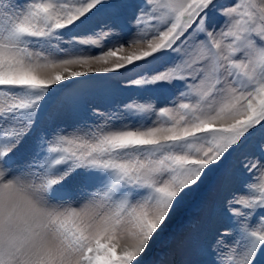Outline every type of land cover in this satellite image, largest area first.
Segmentation results:
<instances>
[{
	"label": "snow or ice",
	"instance_id": "1",
	"mask_svg": "<svg viewBox=\"0 0 264 264\" xmlns=\"http://www.w3.org/2000/svg\"><path fill=\"white\" fill-rule=\"evenodd\" d=\"M18 189L0 264H142L201 190L179 264H264V0H0Z\"/></svg>",
	"mask_w": 264,
	"mask_h": 264
},
{
	"label": "rangeland",
	"instance_id": "2",
	"mask_svg": "<svg viewBox=\"0 0 264 264\" xmlns=\"http://www.w3.org/2000/svg\"><path fill=\"white\" fill-rule=\"evenodd\" d=\"M227 2V0H225ZM71 123V121H68ZM27 159V153L23 150L18 155L16 162L22 164ZM203 196V190L190 195L184 204L177 207L172 216L175 218L171 225L165 226L154 238L147 252L144 254L142 264H179L182 259L187 257L178 248V240L188 230L190 220L198 211V205ZM171 216V217H172ZM176 216V217H175ZM172 253L171 263L168 260V253Z\"/></svg>",
	"mask_w": 264,
	"mask_h": 264
},
{
	"label": "clouds",
	"instance_id": "3",
	"mask_svg": "<svg viewBox=\"0 0 264 264\" xmlns=\"http://www.w3.org/2000/svg\"><path fill=\"white\" fill-rule=\"evenodd\" d=\"M6 183V182H5ZM30 195L24 190H16L14 192H9L6 190H0V209L11 208L12 206H18L23 209L31 204ZM38 245H43L47 247H55L57 241L54 236L48 234L43 236L38 240Z\"/></svg>",
	"mask_w": 264,
	"mask_h": 264
},
{
	"label": "bare ground",
	"instance_id": "4",
	"mask_svg": "<svg viewBox=\"0 0 264 264\" xmlns=\"http://www.w3.org/2000/svg\"><path fill=\"white\" fill-rule=\"evenodd\" d=\"M176 217V216H175ZM174 220H175V218L172 216L169 220H168V222L165 224V226H168V225H171L173 222H174ZM152 243V242H151ZM172 251L170 252V254L168 253V260L166 259V261L165 262H169V263H171V259H172ZM167 262V263H168Z\"/></svg>",
	"mask_w": 264,
	"mask_h": 264
}]
</instances>
